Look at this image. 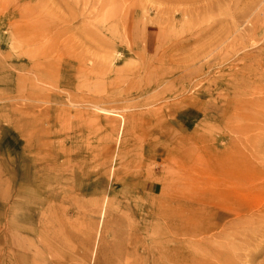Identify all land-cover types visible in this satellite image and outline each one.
<instances>
[{"label": "rangeland", "instance_id": "obj_1", "mask_svg": "<svg viewBox=\"0 0 264 264\" xmlns=\"http://www.w3.org/2000/svg\"><path fill=\"white\" fill-rule=\"evenodd\" d=\"M263 210L264 0H0V264H264Z\"/></svg>", "mask_w": 264, "mask_h": 264}, {"label": "bare ground", "instance_id": "obj_2", "mask_svg": "<svg viewBox=\"0 0 264 264\" xmlns=\"http://www.w3.org/2000/svg\"><path fill=\"white\" fill-rule=\"evenodd\" d=\"M258 117H259V116H258ZM260 117H262V116H260ZM255 120H257V118H256ZM261 140H262V139H261ZM258 142H259V140H258ZM263 211H264V210H263ZM256 217H257V216H256ZM258 218H259V217H258ZM250 223H251V222H250ZM252 223H253V222H252ZM252 223H251V224H252ZM253 224H254V223H253ZM256 225H257V224H256ZM256 225H255V226H256ZM255 226H254V227H255ZM243 229H244V228H243ZM252 229H253V228H252ZM245 230H246V228H245ZM255 230H256V228H255ZM261 230H262V229H261ZM259 231H260V230H259ZM249 232H250V231H249ZM251 232H252V230H251ZM256 232H257V230H256ZM261 232H262V231H261ZM263 232H264V231H263ZM245 233H247V232L245 231ZM253 233H254V231H253ZM253 233H251V234L253 235ZM258 233H259V232H258ZM247 234H248V233H247ZM261 235H262V233H261ZM261 235H260V236H261Z\"/></svg>", "mask_w": 264, "mask_h": 264}]
</instances>
